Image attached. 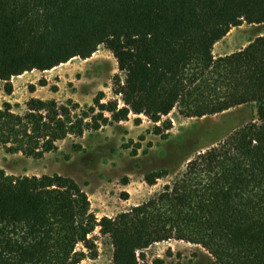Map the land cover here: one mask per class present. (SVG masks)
Instances as JSON below:
<instances>
[{
    "label": "trees",
    "instance_id": "obj_1",
    "mask_svg": "<svg viewBox=\"0 0 264 264\" xmlns=\"http://www.w3.org/2000/svg\"><path fill=\"white\" fill-rule=\"evenodd\" d=\"M243 23L264 24V0H0V81L45 72L101 46L118 64L114 98L93 105L31 98L0 109V147L41 159L67 138L174 110L202 118L255 104V120L188 160L148 201L98 219L88 194L64 175L13 176L0 169V264H82L96 256L97 228L114 264H139L156 243L202 247L214 264H264V36L216 57ZM47 85L42 79L30 92ZM136 123L140 119L135 120ZM156 126L163 135L171 129ZM167 174L145 177L153 186Z\"/></svg>",
    "mask_w": 264,
    "mask_h": 264
},
{
    "label": "rangeland",
    "instance_id": "obj_2",
    "mask_svg": "<svg viewBox=\"0 0 264 264\" xmlns=\"http://www.w3.org/2000/svg\"><path fill=\"white\" fill-rule=\"evenodd\" d=\"M263 36L264 24L243 23L216 43L214 55L234 53ZM118 73L113 54L101 46L87 60L74 58L49 71H32L14 77L11 95L4 92V83L0 81V109L9 102L14 112L24 114L31 98L55 99L62 104L72 100L88 108L100 92L105 94V101L115 97L113 78ZM42 79L47 85L30 92L29 86L38 85ZM256 116L255 104L202 118H185L174 110L159 123L143 115H131L127 121L88 131L80 139L67 138L58 144L56 151L41 159L7 154L0 147V169L13 176L59 174L70 177L88 194L91 210L98 219L105 216L115 218L158 194L184 169L190 158L217 145L235 130L255 120ZM138 118L140 122L136 123ZM164 122H170L171 129L157 135L156 126L164 129ZM152 173L167 176L150 186L145 177ZM90 237L96 244L97 253L82 264H114L110 237L101 234L100 228ZM139 264H214V261L200 246L170 240L145 250V258Z\"/></svg>",
    "mask_w": 264,
    "mask_h": 264
},
{
    "label": "bare ground",
    "instance_id": "obj_3",
    "mask_svg": "<svg viewBox=\"0 0 264 264\" xmlns=\"http://www.w3.org/2000/svg\"><path fill=\"white\" fill-rule=\"evenodd\" d=\"M63 65V64H62Z\"/></svg>",
    "mask_w": 264,
    "mask_h": 264
}]
</instances>
